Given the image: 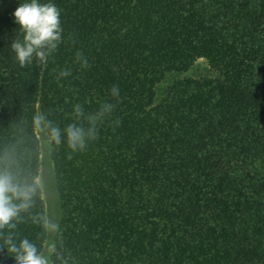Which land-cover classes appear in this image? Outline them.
I'll list each match as a JSON object with an SVG mask.
<instances>
[{"label": "trees", "instance_id": "16d2710c", "mask_svg": "<svg viewBox=\"0 0 264 264\" xmlns=\"http://www.w3.org/2000/svg\"><path fill=\"white\" fill-rule=\"evenodd\" d=\"M52 2L62 41L20 67L19 0H0V171L38 190L16 232L44 248L46 223L30 219L46 221L43 115L60 210L51 264H264V0ZM113 85L119 102L84 151L51 142L47 121L115 102Z\"/></svg>", "mask_w": 264, "mask_h": 264}, {"label": "clouds", "instance_id": "9594fccd", "mask_svg": "<svg viewBox=\"0 0 264 264\" xmlns=\"http://www.w3.org/2000/svg\"><path fill=\"white\" fill-rule=\"evenodd\" d=\"M59 16V9L52 0H19L12 12L18 36L12 39L10 47L20 67L33 62L46 63L56 52L62 41ZM76 60L87 67V59L82 58V54L77 53ZM69 74V70H61L59 76ZM109 94L115 102L102 101L94 111H87L79 102L73 104L69 122L63 128L47 121L51 142L63 143L73 153L84 151L97 138L100 126L111 117L115 103L119 102L118 86L113 85ZM44 119L43 115L36 116L34 124L39 126ZM37 191L35 182L21 183L10 173L0 171V248L11 254L15 264H51V254L55 250L53 243L46 248L38 247L31 239L16 232L17 223L23 220L21 214L34 207ZM30 219L36 225L47 223L39 213H33Z\"/></svg>", "mask_w": 264, "mask_h": 264}, {"label": "rangeland", "instance_id": "374dc122", "mask_svg": "<svg viewBox=\"0 0 264 264\" xmlns=\"http://www.w3.org/2000/svg\"><path fill=\"white\" fill-rule=\"evenodd\" d=\"M206 63L204 60H200L196 68L191 73H199L204 71ZM37 135L40 142V174L37 179L38 184L41 187L42 197L45 204L46 214V242L44 248L49 243L55 244V240L58 234V223L60 217L59 200L54 183L53 165L50 158L51 146L47 133L45 132L42 123L37 127Z\"/></svg>", "mask_w": 264, "mask_h": 264}]
</instances>
